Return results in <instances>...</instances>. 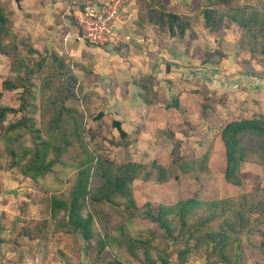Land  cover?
Masks as SVG:
<instances>
[{
  "label": "trees",
  "instance_id": "trees-1",
  "mask_svg": "<svg viewBox=\"0 0 264 264\" xmlns=\"http://www.w3.org/2000/svg\"><path fill=\"white\" fill-rule=\"evenodd\" d=\"M198 8L197 14L203 19V27L214 35L217 47L203 62L209 63L215 55L226 58L221 50L224 37L227 31H234L238 39L236 44L230 46L235 48L234 60L241 68V76L264 79V71L255 68L262 64L260 59H264V1L249 6L241 5L238 0H203ZM160 16L167 25L169 36L180 39L198 20V16L181 17L167 12H162ZM26 41L21 37L20 30L11 26L7 12L0 7V56L7 61L9 71L8 75H4L0 67V158H9L8 168L21 169L22 173H18L23 178L38 185V191L42 194L39 201L42 206L48 205L51 209V221L55 222L57 213H60L62 225L72 228L80 242L86 243L88 257L95 253L93 259L96 261L107 253L113 260L109 264H127L121 260L122 254H126L133 260L152 264L153 253L160 264H168L167 258L172 251L167 252L168 247L158 249L152 245L156 238H160L165 245L168 240H173L174 245L178 246L190 242L188 252L204 249L205 255L215 257L213 264H232L238 234L264 235V190L235 199L203 202L198 198H188L171 206L159 204L156 207L146 203L138 209L132 190L135 180L146 181L156 176V181L163 183L170 178L178 180L183 175L197 172V169L189 168L185 162H178L172 153L168 156V167L155 161L143 165L126 159L117 162L101 157L96 147L92 146V149L84 141L82 114L62 105L65 100L79 97V93L74 92L78 81L70 60L51 50L49 58L52 70L63 79L61 91H65L61 100L53 103L55 106L60 104L55 109L57 117L52 124L59 130L61 115L67 114L71 124L69 134L78 146L76 152L70 153L67 158L60 157L68 151L71 139L63 136L59 137V141L42 138L34 119L24 114L27 108L25 98H22L18 108L1 105L2 90L29 92L33 86L31 79L37 72L36 66L39 68L46 62L43 51L34 48V45L27 46ZM123 44L115 49L120 52ZM136 84L140 90L139 98L147 105L153 104L157 99L153 80L142 77ZM197 91L202 96L201 110L205 113L210 107V97L216 92L205 88ZM219 103H222L221 99ZM167 108L177 109V99H173ZM9 114L23 115L16 121H7ZM102 117L103 113L99 112L93 120ZM111 124L119 134V139L111 145L127 146L128 135L121 124L117 121ZM24 135L30 136V147L22 148ZM219 135L225 154L224 180L227 184L241 186L243 163L264 166V110L250 118L227 121L220 125ZM27 156L29 159L24 161ZM203 206L210 214L203 220L204 223L223 218L218 232L203 228L202 222H188L189 213ZM227 213L231 214L230 219L225 218ZM133 218L146 221L154 228L130 231L128 222ZM16 220L10 229L13 233L17 232L20 238L35 235L32 229L33 233L24 234L19 232L21 229L14 232ZM22 222L18 225L22 226ZM260 228H263L262 232ZM58 260L62 263V260Z\"/></svg>",
  "mask_w": 264,
  "mask_h": 264
},
{
  "label": "crops",
  "instance_id": "crops-1",
  "mask_svg": "<svg viewBox=\"0 0 264 264\" xmlns=\"http://www.w3.org/2000/svg\"><path fill=\"white\" fill-rule=\"evenodd\" d=\"M55 1L51 10L48 6L41 8L39 4L34 9L36 12H42L43 8L46 9L52 19V25L49 27L48 35L44 36L43 44L49 51L53 50L67 57L68 60H72L73 64L74 62L79 63L75 67V72L81 80L78 83L79 86L83 81L85 107L87 110L90 109L89 114L94 117L102 112V121L111 123L117 121L127 133V146H114L120 161L126 159L143 165L155 161L163 167H168L170 164L168 156L175 140L190 139L192 141L199 137L198 133L209 139L210 132L215 133L209 127V122L223 121L229 117V110L223 100L225 92L232 87V79L236 83L234 86L239 87L241 83L244 84V78H246L241 76V68L234 60L235 48L230 46L236 44L238 36L234 31H227L221 48L227 57L221 58L215 55L209 63L203 62L207 55H212L217 48L214 35L204 29L203 19L197 14L200 8L198 5L203 0H136L134 4L128 5L120 14L117 23L118 32L124 43L120 52L115 48L104 50L72 39L64 42L63 38L72 29V25L69 18L64 15L63 1ZM58 10L61 13H58ZM162 12L189 18L198 16V20L192 24L186 36L180 39L178 36H169L166 23L161 21ZM56 13L58 14L55 15ZM37 38L34 39L36 40L34 48L40 50L39 36ZM86 54L93 55L91 62L94 67L84 65L85 62L88 63L84 57ZM0 58L4 59L2 56ZM82 62L83 65H80ZM255 68L259 70L257 66ZM83 71L92 72L85 77L82 75ZM142 77L154 82L157 99L151 105L145 104L138 96L140 90L136 83ZM247 83L248 81L245 84ZM204 88L215 91L217 96V105H210L208 108H212L209 111L210 115L206 112L208 109L205 113L201 110L203 101L197 90L202 91ZM220 98L222 103H219ZM173 99H177L178 108H167ZM94 108L97 110L95 115H92ZM215 108L216 115L212 113ZM198 122H200L199 128L196 126ZM203 122L206 124L204 127ZM110 133L116 142L119 139L118 132L112 128ZM208 139L203 145L205 154H210L213 159L217 151L224 153L219 131L212 138L214 144ZM209 164L210 162L207 165L208 169ZM8 170H14V173H11L13 177L10 179L6 177ZM222 170L224 173L225 163H222ZM223 173L222 178L224 179ZM184 182L185 176H181L178 180L170 178L163 183L157 182L156 176L146 181L135 180L132 190L136 206L138 209L146 203L153 206L159 204L171 206L180 200L196 198L199 188L192 180L187 186L189 189L193 188L192 194L182 196V191H187L184 189L186 188ZM16 184L20 186L19 189L15 187ZM23 184V177L15 169H8L5 158H0V234L4 233L1 223L4 216L1 219V214L3 210H6L2 207L9 203L7 196L10 194L15 196L17 192H22ZM10 189L13 192L9 191ZM27 190L32 191V188ZM136 219L133 218L128 222L130 231L154 228L150 224L146 225V221ZM134 222L145 225L139 226L140 228L129 226ZM260 231L262 232L263 228H260ZM238 235L239 241L234 248L232 264H264V235ZM166 243L165 245L163 240L156 238L152 245L158 249L168 247V250L172 251V255L167 258L168 264L215 263L216 259L213 256L204 254V256L197 257L200 251L190 250L188 252L190 242H183L179 246L174 245L173 240H168ZM1 244L0 242V250ZM64 252L66 254L62 263L58 259L48 261V263H42V260H31L30 263L92 264L86 256L83 244L76 251L66 249ZM76 254H79L77 258H75ZM193 255H195L194 258ZM155 257L152 253V260H154L152 264H160L159 259ZM121 260L127 264H144L131 259L126 254H122ZM111 261H113L111 256L104 253L95 264H109ZM92 262L94 263V259ZM0 264L25 263L20 259L10 263L8 258L0 255Z\"/></svg>",
  "mask_w": 264,
  "mask_h": 264
},
{
  "label": "rangeland",
  "instance_id": "rangeland-1",
  "mask_svg": "<svg viewBox=\"0 0 264 264\" xmlns=\"http://www.w3.org/2000/svg\"><path fill=\"white\" fill-rule=\"evenodd\" d=\"M55 1V0H54ZM53 0H19V3H16L14 0H0V7L3 8L10 19L11 26L20 30L21 37L23 39H27L26 45L32 46L36 44L37 37L39 36V49L43 51V54L48 58H46V62L42 63L38 68L36 66L37 72L36 75L31 79L32 88L29 92L23 93L22 90L9 92L2 90V98L1 105L16 107L18 108L21 104L22 98H25L26 110L24 111L26 115L34 119L35 127L40 130L41 137L44 139H48L51 141H59V137L63 136L64 138L71 139V145L68 147V151L61 154L60 157L67 158L70 153H75L77 149V144H74V139L70 136L71 132V124L68 122L69 118L67 114L61 115V126L60 129H55L52 124L54 119L57 117V111L55 110L56 106L53 104L55 102H59L64 95L65 91H61L62 84L64 83L63 79L59 77V74H56L52 70V65L50 63V54L52 51L45 50L46 46L43 44V40L45 41L44 36L48 35L49 27L52 25L51 16L44 9L48 6V9H52L54 3ZM241 5H253L256 3H262L264 0H238ZM55 2H58L57 0ZM38 4L43 8L42 12H36L34 9L38 6ZM64 11V10H63ZM58 13L61 11L58 10ZM56 13L55 15H57ZM49 15V16H48ZM47 49V48H46ZM104 50L106 48H103ZM102 49V50H103ZM234 50H232L233 52ZM87 62L84 65H89V67H94L91 60L93 55L86 54ZM259 60V58L257 59ZM262 64L257 66L260 71H264V59H260ZM70 66L73 67L74 73L76 65L79 63L72 62L70 60ZM83 65V62L80 63ZM0 67L4 69L3 74L8 75V63L6 60L0 58ZM85 77L88 73L92 71H83ZM247 78V77H246ZM244 78V84L241 83L239 87H236L235 80L232 79V87L230 90L225 92V98L223 97L224 102L227 105V109L229 110V117L225 120H219L216 122H209V127L215 131V133H211L212 138L216 136L217 131H219L220 125L225 124L229 120H239L243 118H250L254 115H259L264 110V79H253L248 77ZM77 81L79 83V78L77 76ZM200 81V80H199ZM248 81L247 84H245ZM83 83V81H82ZM80 84L75 89L79 97H75L72 100H65L62 105L66 108H72L82 114V124H81V132L83 137L85 138V143L92 148L96 147L98 154L105 158L111 159L113 161L120 162L118 159V155L115 152L114 146L111 145L114 143V138L111 136L112 124L108 121L97 120L94 121L93 118L89 114V110L85 107L84 101V87ZM235 83V84H234ZM198 87V85H197ZM202 88V87H201ZM215 97V98H214ZM216 94L210 97L209 105H217ZM221 99V98H220ZM222 100V99H221ZM208 109L207 114L210 115V110ZM94 112H91L92 115L96 113L97 108L93 109ZM221 112V109H220ZM214 115H216V108L212 111ZM222 114V112H221ZM23 114H9L7 116V121H16ZM96 116V115H95ZM205 122H203V127L205 126ZM199 128L200 122L196 124ZM84 133V134H83ZM199 137H196L194 140L190 139H182L175 140L173 142V148L171 153L178 162H185L189 168L197 169V172L189 173L185 176L186 184L184 189L187 191H182V196L184 197L186 194H192L193 188L190 189L187 187L190 185L191 180L194 184L197 185L199 190L196 193V198L200 201H213L216 199H235L238 197H242L244 195L252 194L257 190H264V166H260L257 164H253L250 162L243 163L241 165L242 171V185L241 186H233L227 184L225 180L222 178V163H225V154L219 153L218 151L214 154V158L210 157V154L204 153V146L206 144V140L208 138L202 137L200 133H198ZM82 137V138H83ZM209 137V141H212L214 144V139ZM24 140L22 141V148L30 147V136L24 135ZM63 139V138H62ZM204 139V140H203ZM192 142V143H191ZM197 146H193V145ZM200 145V146H199ZM93 149V148H92ZM166 153V152H165ZM171 153L169 157L171 156ZM163 156V155H162ZM167 156V154H164ZM6 160V163L9 162V158L3 157ZM26 159H29L27 156ZM183 159V161H182ZM209 169H208V163ZM24 163V162H23ZM10 169V168H8ZM17 173L21 172V169L15 168ZM54 171V170H53ZM11 173H14V170L7 171L6 177L10 179L12 176ZM22 173V172H21ZM24 184L22 186V192H17V195L10 194L9 203L6 206H3L1 219L2 217V226L4 233L0 234V241L2 244V248L0 250V255L8 258L10 263L16 261V259L23 260L25 264H31V260H42V263H48V261H53L54 259L63 260L64 255L66 254L64 250H78L82 244L86 247V243L80 242L77 232L74 231L69 226L64 227L61 222L60 213H57L56 221L52 222L49 212L51 209L47 206H42L40 203V199L42 194L38 191V185H35L30 180L23 178ZM28 182L30 186L26 184ZM17 185V184H16ZM15 186V185H14ZM17 189L20 188L15 186ZM28 188H32V191H28ZM183 189V190H184ZM13 192L11 189L9 190ZM262 194L258 195L260 197ZM179 197V195H177ZM161 199V197H159ZM207 198V199H206ZM34 199V200H33ZM154 205L153 207H156ZM49 209V210H48ZM210 214L206 207H200L193 210L188 215V222L190 224L200 223L203 225V228L207 230L218 232L220 230L219 225L223 221V218H217L215 221L210 223H204L203 220L209 217ZM227 217V218H226ZM231 214L227 213L225 216L226 219H230ZM171 218V217H170ZM17 219V220H16ZM173 219V218H171ZM16 220L15 230H20L19 232H23L24 234L29 232L31 233V229L33 230V236L28 235V237L20 238L17 236V232L13 233L12 225ZM20 220V221H19ZM137 220V219H136ZM23 221V222H22ZM22 222V226L18 224ZM59 224V225H57ZM145 224L140 222L130 223L129 226L132 228L143 227ZM147 225V224H146ZM139 227V228H140ZM81 244V245H80ZM66 247V248H65ZM167 252H170L167 249ZM64 253V254H63ZM95 253H93L94 255ZM93 255L90 257L93 259ZM156 254H154L155 256ZM204 256V249L200 250V253L197 255ZM192 256V255H191ZM170 257V256H169ZM195 255H193V258ZM14 259V260H13ZM192 261V260H191ZM193 263V262H192ZM101 264V263H99Z\"/></svg>",
  "mask_w": 264,
  "mask_h": 264
},
{
  "label": "built area",
  "instance_id": "built-area-1",
  "mask_svg": "<svg viewBox=\"0 0 264 264\" xmlns=\"http://www.w3.org/2000/svg\"><path fill=\"white\" fill-rule=\"evenodd\" d=\"M72 29L63 40L82 41L98 48H117L122 43L117 23L122 11L136 0H62Z\"/></svg>",
  "mask_w": 264,
  "mask_h": 264
},
{
  "label": "water",
  "instance_id": "water-1",
  "mask_svg": "<svg viewBox=\"0 0 264 264\" xmlns=\"http://www.w3.org/2000/svg\"><path fill=\"white\" fill-rule=\"evenodd\" d=\"M16 3H19V0H14Z\"/></svg>",
  "mask_w": 264,
  "mask_h": 264
}]
</instances>
